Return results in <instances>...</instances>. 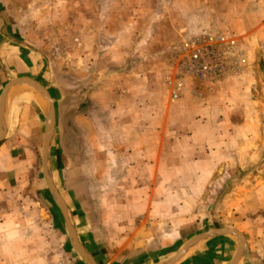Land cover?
<instances>
[{
    "label": "rangeland",
    "instance_id": "obj_1",
    "mask_svg": "<svg viewBox=\"0 0 264 264\" xmlns=\"http://www.w3.org/2000/svg\"><path fill=\"white\" fill-rule=\"evenodd\" d=\"M232 1L238 3L230 20L244 13L250 28L193 32L184 25L188 16L196 24L193 16L178 0H6V19L20 26L15 32L45 65L60 176L58 199L47 190L54 206L30 187L23 206L10 205L0 264H87L62 209L89 264H127L151 246L136 243L157 240L163 218L171 235L184 230L181 239L202 225L239 235L243 226H264V0ZM137 4L148 5L149 13H136ZM145 21L151 23L146 30ZM137 23L150 41L139 43ZM202 34L222 35L239 52L235 71L216 83L178 73L172 58L180 42ZM115 102L121 103L116 110ZM70 109L68 132H60ZM160 131L169 143V186L137 189L124 182L131 176L130 150H155ZM143 175L156 180L150 168ZM143 196L151 204L137 205ZM137 218L141 234L133 236Z\"/></svg>",
    "mask_w": 264,
    "mask_h": 264
},
{
    "label": "crops",
    "instance_id": "obj_2",
    "mask_svg": "<svg viewBox=\"0 0 264 264\" xmlns=\"http://www.w3.org/2000/svg\"><path fill=\"white\" fill-rule=\"evenodd\" d=\"M178 1H184L181 11L184 14L188 13L193 16L196 24L191 25L192 23L188 19L191 16L184 20L185 28L192 29L193 32L213 30L220 27L227 29L250 28V22L246 16L244 17V13L241 19L236 16L234 20H230L234 15L233 7L238 3L236 1ZM247 7L244 3L242 6L244 12ZM135 11L147 15L150 10L148 5L141 6L137 4ZM7 12L9 10L6 0H0V241H3L4 236L9 234V230L6 229L10 216L9 212L10 209L14 210L10 205L16 207L19 202V205L23 206L24 192L27 187H30L38 193L41 202L48 207L54 206L53 200L47 193L49 189L47 178L56 188L60 176L58 159L60 146L55 141L57 132L53 125L45 150L44 168H42L43 140L47 130L50 106L53 107L54 114L55 102L50 87L43 83L46 75L44 72L45 65L40 62L37 53L28 48L18 36L16 32L20 30V26L14 25L13 20L6 19ZM149 23L145 21L144 30L151 25ZM140 24L137 23L135 28L138 33L136 35L139 36V43L142 40L150 41V37L145 38L142 34H139ZM111 105H114V110H116L121 103L115 102ZM132 112L131 110L130 113ZM123 113L128 115L126 114L128 111L122 110L121 114ZM65 121L62 122L63 127H61L60 132H63V130L68 132L64 124ZM157 133H160L162 139L155 150L146 149L145 147L140 148V150L136 148L130 150L132 153L130 157L132 158L129 159L131 161H129L128 173H131V176L130 180L123 179V181L135 184L137 189L150 188L154 183L160 184L158 186L161 188L169 186V143L163 140V136L167 137V134L163 131ZM129 140H133L132 134H129ZM154 157L158 158L155 160ZM104 168L109 169V167ZM147 168H150V171L156 174L155 181H153L155 175L150 178V181L148 177L143 175ZM134 176L136 177L135 180H133ZM151 199L150 196L139 197L137 198V205L151 204ZM152 212L151 209H146L144 214L145 218H148L146 221L152 220ZM55 213L51 212L50 218L59 221L57 213ZM183 221L185 219L181 220L178 226L181 223L184 224ZM66 223L70 228L71 220L67 214ZM165 223V228L164 218L156 223V228L160 229V232H156L158 235L153 236L154 239H157L156 241L136 243L135 246L142 244L151 246L141 251H135L130 256L127 264H148L155 260L164 261L165 263L179 251L174 264H264V226L260 228H258L259 226H243L241 234L239 235L237 232L238 236L235 237L232 234L221 232L207 234L206 232L211 231V228L204 229L202 225L197 234L181 239L184 230L176 231L177 228L180 229L177 227L171 235L169 221L166 220ZM134 227L133 236L140 235L139 221ZM176 235L178 236L177 239L170 244V237ZM137 241L138 239L135 240V242ZM241 242H243L244 252L241 247L237 254L238 244L241 246ZM184 245L185 247H183ZM149 253L152 255L148 256ZM142 254H145V256L143 257ZM156 264H161V262Z\"/></svg>",
    "mask_w": 264,
    "mask_h": 264
},
{
    "label": "built area",
    "instance_id": "obj_3",
    "mask_svg": "<svg viewBox=\"0 0 264 264\" xmlns=\"http://www.w3.org/2000/svg\"><path fill=\"white\" fill-rule=\"evenodd\" d=\"M238 50L222 35H199L173 48L176 71L197 80L216 83L235 71Z\"/></svg>",
    "mask_w": 264,
    "mask_h": 264
},
{
    "label": "water",
    "instance_id": "obj_4",
    "mask_svg": "<svg viewBox=\"0 0 264 264\" xmlns=\"http://www.w3.org/2000/svg\"><path fill=\"white\" fill-rule=\"evenodd\" d=\"M72 112H74L73 109L67 110V111L64 113V115L62 116V122H64L65 119H66V118H67ZM52 114H53V107L50 106V115H49V119H48V123H47L46 134H45V136H44V140H43V146H42V165H43L42 168H44L45 150H46L47 141H48L49 133H50L51 126H52ZM0 116H1V114H0ZM47 184H48L49 188L53 191L55 198L58 199V195H57V193H56V191H55V187L51 184V182H50V180H49L48 178H47ZM62 208H63V207L61 206V209H62ZM62 210H63V209H62ZM62 210H61V213L63 214L64 224H65V226H66V229H67V232H68L69 236L71 237V241H72L73 245L75 246L77 252H78L80 255H82L84 261H85L87 264H89L88 261H87V259H86V256H85L83 250L80 249V246H79V244H78V242H77L75 236L71 233V230H70L69 226H68L67 223H66V213H65L64 210H63V211H62ZM63 212H64V213H63ZM211 232L228 233V234H232V235H234L235 237L238 236V233H237V232H235L234 230H230V229H223V230H214V229H213V230H211V231H209V232H206V233L208 234V233H211ZM206 233H205V234H206ZM197 237L199 238V236H197ZM195 239H197V238H195ZM183 247H185V245H184ZM181 249H182V248H181ZM181 249H180V250H181ZM240 249H241V246H240V244H238L237 254L239 253ZM179 252H180V251H179ZM179 252H177L174 256H172V257H171L167 262H165L164 264H174V262H175L177 256L179 255ZM237 254H236V255H237ZM234 258H235V257H234Z\"/></svg>",
    "mask_w": 264,
    "mask_h": 264
}]
</instances>
